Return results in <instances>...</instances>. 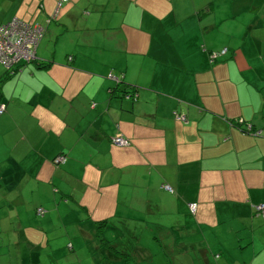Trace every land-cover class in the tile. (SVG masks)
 I'll return each instance as SVG.
<instances>
[{
    "label": "crops",
    "instance_id": "obj_1",
    "mask_svg": "<svg viewBox=\"0 0 264 264\" xmlns=\"http://www.w3.org/2000/svg\"><path fill=\"white\" fill-rule=\"evenodd\" d=\"M12 19L42 26L36 62L51 64L1 86L0 264H85L92 240L102 258L122 207L163 230L170 200L188 236L206 224L199 264H264V0H0ZM204 206L230 214L194 223Z\"/></svg>",
    "mask_w": 264,
    "mask_h": 264
},
{
    "label": "rangeland",
    "instance_id": "obj_2",
    "mask_svg": "<svg viewBox=\"0 0 264 264\" xmlns=\"http://www.w3.org/2000/svg\"><path fill=\"white\" fill-rule=\"evenodd\" d=\"M176 204L177 203H175L174 200H170V212L165 211V216H163L164 220L168 219V217H170V219L168 223L166 222L168 227L163 230L156 227L152 228L151 224L147 223V221H140L138 223L132 221L130 211L128 210L129 207H122L121 212L124 218L118 220L113 219L110 221L108 226L110 227V229H108L109 235L105 237H107L106 239L114 246L116 245L115 247L117 249L124 251V253L131 256L132 260L130 264H199V247L202 246V243L199 241H203V235L206 234L207 237L209 236L208 232H205V229H203L206 224L200 222L202 225V231L200 232V230L197 229L198 235L201 239H195L196 237L188 236L187 233H190V230L186 225L191 221H189V217H186L188 222H184V211L181 207L182 204L178 203L179 206ZM216 209L219 210V214H230L229 208L227 209V207L221 209L204 206L199 207V211L196 217L194 216L192 218V221L194 222L196 219H202L203 216L207 215L208 218H210L212 214L216 213ZM157 215L158 213H156V216ZM146 217H150L151 220L157 219L156 217L145 214L144 218L146 219ZM114 226L117 230L114 229ZM81 240L82 239L80 238H74V241H72L77 249L79 248L78 246L81 245ZM69 242L72 244L69 240L66 241L59 239L58 246L61 249V246L64 244L66 248H69ZM186 242H194L195 244L193 247L195 249L186 246L187 248L185 250L182 245H185ZM94 243H96L95 240H92L89 242L88 248L78 249L77 253H79V262L93 264L94 258L96 260L101 258L104 252L101 249L102 254H100L99 249L94 248ZM76 247H74V251L76 250ZM62 250L63 249H61V251ZM64 263H72V261L68 260L64 261Z\"/></svg>",
    "mask_w": 264,
    "mask_h": 264
},
{
    "label": "built area",
    "instance_id": "obj_3",
    "mask_svg": "<svg viewBox=\"0 0 264 264\" xmlns=\"http://www.w3.org/2000/svg\"><path fill=\"white\" fill-rule=\"evenodd\" d=\"M44 34L43 28L38 25H29L18 19H12L7 23H0V64L7 70H12L16 66L30 63L36 59V48ZM226 50L222 51L220 55L224 54ZM217 54H213L215 58ZM110 79L117 82V78L109 75ZM5 112L4 104H0V116ZM177 120L186 121L185 116L176 115ZM112 143L116 146H128V141L122 136L118 135L112 138ZM53 164L56 166L63 165L66 158L63 155H58L53 159ZM165 190L172 192L170 187H164ZM191 211H195V205L189 206ZM256 211L264 217V205L255 207ZM42 209L37 210L38 215H43Z\"/></svg>",
    "mask_w": 264,
    "mask_h": 264
},
{
    "label": "trees",
    "instance_id": "obj_4",
    "mask_svg": "<svg viewBox=\"0 0 264 264\" xmlns=\"http://www.w3.org/2000/svg\"><path fill=\"white\" fill-rule=\"evenodd\" d=\"M63 1H65V0H63ZM21 21V20H20ZM23 22V21H22ZM7 23V22H6ZM1 24H4V23H1ZM26 24H28V23H26ZM29 25H31V26H33V25H38V24H29ZM38 26H40L41 28H42V26L41 25H38ZM44 30V29H43ZM42 40V39H41ZM41 40H40V42H41ZM40 42H39V44H40ZM39 44L37 45V48H38V46H39ZM37 48H36V50H37ZM69 60H71V58L69 59ZM31 63H36L37 65H36V67L38 68V69H46V68H48L49 66H50V62H36V59L34 60V61H32V62H30V63H27V64H24V65H20V66H16L14 69H12V70H7L2 64V66H3V68H4V74L2 75V77L0 78V101H1V86H2V84H3V82L4 81H6L7 79H9V78H11V77H13L18 71H20L23 67H25V66H27V65H29V64H31ZM111 75V74H110ZM112 76H114V75H112ZM120 80L118 79V82H117V84H116V86L114 87V88H112L111 89V92L112 93H118L117 95L118 96H120V97H127V96H129V97H127V98H133V97H135L136 96V92H137V90L136 89H133V92H126V91H121L120 89H119V82ZM1 104V103H0ZM4 106H5V104H4ZM6 107V106H5ZM6 110V109H5ZM231 123H232V125H234L236 128H238V129H241L242 130V128H241V125L242 124H245V128L242 130V131H244V132H247V133H249V134H251V135H254V136H257L258 135V132L257 131H255V129L253 128V126L252 125H250L249 123H242V121H234V120H231L230 121ZM244 122V121H243ZM115 136H113L112 138H114ZM112 138H111V142H112ZM127 140V139H126ZM128 141V143H129V145H130V142H129V140H127ZM113 144V143H112ZM113 145H115V144H113ZM116 146V145H115ZM120 147V146H119ZM126 147V146H125ZM64 156V155H63ZM53 161V160H52ZM190 205H194V204H190ZM190 205H188V208H189V210H190V212L192 213V214H194L195 212H196V210H197V208H196V205H195V211L194 212H192L191 211V209H190ZM259 205H263V204H259ZM256 206H258V205H256ZM256 206H253V208L255 209V211H256ZM41 209V208H40ZM38 210V209H37ZM37 212V211H36ZM257 212V211H256ZM258 213V212H257ZM259 214V213H258ZM38 215V214H37ZM260 215V214H259ZM39 216V215H38ZM105 224H107V222L106 221H102V222H100V223H98V228L99 229H101V228H104V226H105ZM97 239L99 240V242H100V244H101V246L106 250V255L105 256H103L102 258H101V264H130L131 263V256L129 255V254H126V253H124V252H122V251H120L119 249H117L110 241H108V240H106L105 238H103L102 236H100V233L98 232V234H97ZM219 256L218 255H215L214 256V258H218Z\"/></svg>",
    "mask_w": 264,
    "mask_h": 264
}]
</instances>
